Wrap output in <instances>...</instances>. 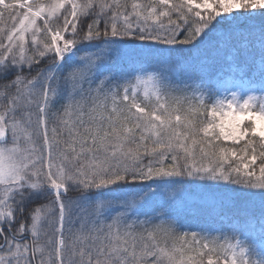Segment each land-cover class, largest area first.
I'll list each match as a JSON object with an SVG mask.
<instances>
[{
  "label": "snow or ice",
  "instance_id": "obj_1",
  "mask_svg": "<svg viewBox=\"0 0 264 264\" xmlns=\"http://www.w3.org/2000/svg\"><path fill=\"white\" fill-rule=\"evenodd\" d=\"M5 18L0 264H264L250 221L208 223L258 208L264 240V0H0Z\"/></svg>",
  "mask_w": 264,
  "mask_h": 264
},
{
  "label": "rangeland",
  "instance_id": "obj_2",
  "mask_svg": "<svg viewBox=\"0 0 264 264\" xmlns=\"http://www.w3.org/2000/svg\"><path fill=\"white\" fill-rule=\"evenodd\" d=\"M7 20V18H5ZM7 25V24H6ZM3 26V25H2ZM8 26V25H7ZM229 211L227 214H223L222 218H217L215 220H210L208 221L210 224L214 225L213 229H218V228H226V231L229 230V227L233 222L236 220H239V222L243 225L246 221H250L252 224L255 225L256 231L254 233L249 234L252 239L256 241V244L258 247L264 246V240L260 238L259 235V224L260 220H257V217L255 216V212L253 209L249 210L246 215L244 214H234L233 210H227ZM260 217V214L259 216Z\"/></svg>",
  "mask_w": 264,
  "mask_h": 264
},
{
  "label": "trees",
  "instance_id": "obj_3",
  "mask_svg": "<svg viewBox=\"0 0 264 264\" xmlns=\"http://www.w3.org/2000/svg\"><path fill=\"white\" fill-rule=\"evenodd\" d=\"M5 24H7L9 27H10V25H11V22L10 21H7V20H5L2 24H0V26H2V25H5ZM245 126H246V124H245ZM247 139V138H246ZM254 139H256V140H258V138H254ZM241 144H243V141L241 142ZM237 147H239V146H237ZM254 211H256V213H259V209L258 208H256V209H253ZM229 211H225V213L224 214H227ZM209 223V222H208ZM227 231H226V228H218L217 230L216 229H213V231H212V234L213 235H220L221 233H226Z\"/></svg>",
  "mask_w": 264,
  "mask_h": 264
}]
</instances>
